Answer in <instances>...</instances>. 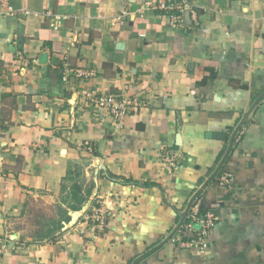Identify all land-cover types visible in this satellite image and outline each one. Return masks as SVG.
<instances>
[{"label": "crops", "instance_id": "1", "mask_svg": "<svg viewBox=\"0 0 264 264\" xmlns=\"http://www.w3.org/2000/svg\"><path fill=\"white\" fill-rule=\"evenodd\" d=\"M153 1L0 0V264H131L264 92V0H172L178 24ZM84 90L136 104L118 121ZM196 198L218 217L207 250L176 243L187 215L137 264H264V96ZM101 200L104 230L85 220Z\"/></svg>", "mask_w": 264, "mask_h": 264}, {"label": "built area", "instance_id": "2", "mask_svg": "<svg viewBox=\"0 0 264 264\" xmlns=\"http://www.w3.org/2000/svg\"><path fill=\"white\" fill-rule=\"evenodd\" d=\"M153 7L160 8L167 11L171 18V24H178L180 22V15L175 13V9H182L188 7L187 2H183V5L176 4L172 0H154L150 2ZM26 13H30L27 11ZM193 17L195 14L193 12ZM72 72V69H65L63 76L64 80H67L68 76ZM76 76L80 77L84 75L80 70L73 72ZM93 73L87 72L86 75H92ZM83 95L91 99L94 102L95 107L104 113L112 115L118 121L123 119L128 108L132 104H136V101L126 94H105V95H95L91 91L84 90ZM167 162L170 165H174V158H167ZM233 179V174L230 172H224L219 177L220 185L226 186ZM109 212L103 200L99 202V205L93 209L91 214L85 216V220L91 221L96 228L99 230H104L108 220ZM188 222L185 223L184 228L189 236L185 238L183 235H177L175 241L181 248H197L200 251L207 250L209 246V238L212 234L214 228L217 225L218 217L214 210L203 209L202 202L199 198H196L195 202L190 207L188 212ZM83 233V230H81ZM1 260V252H0Z\"/></svg>", "mask_w": 264, "mask_h": 264}, {"label": "water", "instance_id": "3", "mask_svg": "<svg viewBox=\"0 0 264 264\" xmlns=\"http://www.w3.org/2000/svg\"><path fill=\"white\" fill-rule=\"evenodd\" d=\"M264 96V92L262 94H260L256 100L253 102V104L251 105V107L249 108V110L244 114L243 119L238 123V125L236 126V128L234 129L230 140H229V144L227 147V150L225 151V154L222 158V160L220 161V163L218 164L217 168L215 169V171L213 172V174L205 181V183L191 196V198L189 199L186 208L183 211L179 212L180 215V220L178 221L177 225L173 228V230L170 232V234L161 242L159 243L157 246L147 250L146 252L140 254L139 256H137L133 262L131 264H137L140 260H142L143 258H145L146 256H148L150 253H152L154 250H156L157 248H159L161 245H163L164 243H166L168 240H170L175 234L176 232L180 229V227L182 226V224L184 223L189 209L192 205L193 200L196 198V196L198 194L201 193V191L203 190V188H205L213 179L214 177L217 175V173L220 171L224 161L226 160L228 154L231 151V148L233 146L234 140H235V136L238 133L239 129L241 128V126L243 125V123L245 122V118L246 116L252 111V109L254 108V106L257 104V102ZM83 213V212H82ZM81 214V213H80ZM78 216H79V212L76 213L73 216V221L69 224L66 225V228H70L71 226L74 225V223L78 220Z\"/></svg>", "mask_w": 264, "mask_h": 264}, {"label": "trees", "instance_id": "4", "mask_svg": "<svg viewBox=\"0 0 264 264\" xmlns=\"http://www.w3.org/2000/svg\"><path fill=\"white\" fill-rule=\"evenodd\" d=\"M74 194L77 196V193L76 192Z\"/></svg>", "mask_w": 264, "mask_h": 264}]
</instances>
